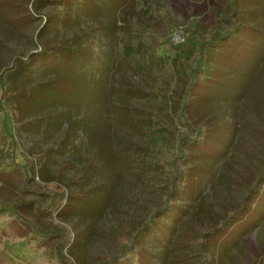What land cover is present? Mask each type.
Here are the masks:
<instances>
[{
  "label": "rangeland",
  "instance_id": "1",
  "mask_svg": "<svg viewBox=\"0 0 264 264\" xmlns=\"http://www.w3.org/2000/svg\"><path fill=\"white\" fill-rule=\"evenodd\" d=\"M35 3L0 0V74L37 43L50 56L17 62L0 109L5 154L19 166L0 175V222L16 214L51 234L19 264H102L170 193L173 206L146 232L138 264H264V0H237L235 36L209 53L190 127L177 113L184 74L157 42L185 44L192 21L204 35L228 29L229 0ZM54 43L74 47L72 64H60L66 48L53 57ZM154 128L164 143L155 156ZM200 128L204 141L191 144ZM179 138L189 153L181 179L163 164L168 152L178 156ZM16 231L0 235V247L19 240Z\"/></svg>",
  "mask_w": 264,
  "mask_h": 264
},
{
  "label": "trees",
  "instance_id": "2",
  "mask_svg": "<svg viewBox=\"0 0 264 264\" xmlns=\"http://www.w3.org/2000/svg\"><path fill=\"white\" fill-rule=\"evenodd\" d=\"M40 1L43 0H36V8L37 2ZM236 5L237 0H229V11L227 16V22L229 24L228 29L222 31L214 30L204 35L202 31L198 28V23L192 21L188 27H184V29L181 30L182 37L185 40V44L181 41L174 43L173 41H171V39L157 42L158 47L159 44L162 43L163 45H166L171 52L175 53L177 57L176 60L178 61L180 68L182 69V72L184 74V84L183 89L180 93V104L179 106H177V113L178 118L182 121V123H184L188 127H190V121L187 119V114L192 101V97L194 95V91L199 85L207 81L209 73L212 71V68L208 64V56L210 51L218 47L222 42L231 40V37L235 36L237 22ZM37 44L39 48L38 51L28 54L24 59L14 60L11 66L5 68L0 74V89L2 90V98L0 99V109L2 112H4L2 100H4L8 96V74L13 72H19L21 67H19V65L17 64L21 62L22 67L23 65L28 66L32 62L33 57L50 61V56L46 54L47 50H49L47 49V46L41 45L40 43ZM48 48L53 50V57L60 59V57L62 58L64 56L63 48L66 47H64L62 43H54ZM65 51L67 53V57H64L65 63L60 64H72V59H69L70 54H75L74 47L68 46ZM11 111L14 114V120H17L21 114L20 107L14 105ZM159 125L162 129H164L161 124ZM14 127H17V124H14ZM160 130V128H154L153 133L151 135L150 151L153 156H155L156 151H158L159 149H161L162 146H164L162 138H160L158 136V133L155 132H159ZM194 135L195 138H193L191 144L202 143L205 138V129L200 128L199 130H195ZM8 139L9 138L6 137V135L0 131V175L8 171H14L15 173H18L16 171L17 164H13L12 158L8 160V157L5 154L6 152L4 150V146L5 144H8ZM184 139L179 138L177 142L176 148L178 151V156L172 157L170 152H168L166 160L163 161V164L166 161V164H164L165 166H167L171 170H174V176L177 179H181L182 175L184 174V162L187 161L189 158V153L185 151V149H183ZM11 143L16 145V140L14 137ZM10 147L13 148L12 146ZM163 152L166 153L165 147ZM158 153L160 154L161 152ZM44 155V153L35 154L33 157V161H31L29 167L33 169V162H35L37 159H42ZM24 172L27 174L26 169H24ZM62 194L64 195L63 192H60L58 196ZM70 197L72 196L70 195ZM171 206H173L172 193H170L165 198L162 211H155L150 215V217H148L139 226H137L129 238L130 242L126 243L127 240H122L126 242H123L122 244L120 243L118 254L109 258H105L102 264H114L115 262H130L131 264H138L141 255L140 243L143 240L146 232L149 229L153 228L154 225L157 223V216L163 213L164 211L168 210ZM57 209H62V206L59 205V203L55 205L54 210L56 211ZM5 211L6 210L2 209L0 210V213H3ZM237 213L235 215H237ZM235 215H228L226 219L220 223L222 224L221 226L224 225L225 227L226 225L232 223V220L235 218ZM16 226L22 228L24 232L22 235H19V240L13 241L9 245H4L0 247V260L2 261V264H19L20 261H29L34 255H36V251L38 249L45 248L50 241L51 234L41 232L36 227L30 226V223L25 218L22 219V221L19 220L16 214H12L10 215L9 219L0 222V235H4L6 232L9 231H16ZM216 231L218 230L216 229ZM25 255H28L29 257L27 259H23Z\"/></svg>",
  "mask_w": 264,
  "mask_h": 264
},
{
  "label": "built area",
  "instance_id": "3",
  "mask_svg": "<svg viewBox=\"0 0 264 264\" xmlns=\"http://www.w3.org/2000/svg\"><path fill=\"white\" fill-rule=\"evenodd\" d=\"M179 40H181V39H179ZM179 40H178V41H179ZM178 41H177V42H178ZM179 42H180V41H179Z\"/></svg>",
  "mask_w": 264,
  "mask_h": 264
}]
</instances>
